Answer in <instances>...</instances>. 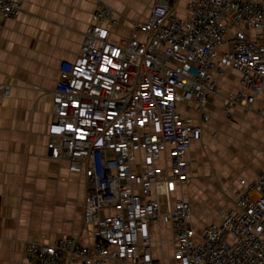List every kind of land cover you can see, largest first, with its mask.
Returning <instances> with one entry per match:
<instances>
[{"label":"built area","instance_id":"built-area-1","mask_svg":"<svg viewBox=\"0 0 264 264\" xmlns=\"http://www.w3.org/2000/svg\"><path fill=\"white\" fill-rule=\"evenodd\" d=\"M23 2L0 0V28ZM178 3L154 0L148 18L118 38L115 10H94L77 58L60 69L47 149L86 177L83 226H95L97 241L31 240L21 264H163L152 246L161 223L173 227L176 264H264V169L241 178L234 204L201 229L192 202L174 196L190 181L188 152L203 135L191 112L209 120L204 103L218 76L240 77L224 95L228 116L264 98V0H189L185 15ZM10 94L0 84V100ZM256 112L264 126V106Z\"/></svg>","mask_w":264,"mask_h":264},{"label":"crops","instance_id":"crops-1","mask_svg":"<svg viewBox=\"0 0 264 264\" xmlns=\"http://www.w3.org/2000/svg\"><path fill=\"white\" fill-rule=\"evenodd\" d=\"M188 2L179 0L178 15L186 14ZM99 3L110 5L122 22L113 28V35L128 36L130 22L146 20L154 0H24L21 14L0 28V84L11 91L0 100V264H21L31 240L54 242L77 236L90 247L97 241L95 226H83L86 177L70 171L67 160L48 156L47 131L60 69L77 58ZM218 84L216 94L204 103L209 120L202 122L195 108L191 112L202 123L203 135L188 152L190 181L174 194L193 201V224L198 229L218 220L220 211L234 204L241 178L253 179L264 169V127L256 112L264 106V98L253 111L238 106L228 116L224 95L240 88L239 74L229 70L218 76ZM231 174L236 176L234 196L228 199L225 189ZM208 192L220 203L214 215L203 214L200 226L199 208ZM111 212L102 210L103 215ZM156 229L153 253L164 264L163 248L171 250V257L175 249L174 239L167 243L165 235L174 236V230L167 223Z\"/></svg>","mask_w":264,"mask_h":264},{"label":"rangeland","instance_id":"rangeland-1","mask_svg":"<svg viewBox=\"0 0 264 264\" xmlns=\"http://www.w3.org/2000/svg\"><path fill=\"white\" fill-rule=\"evenodd\" d=\"M115 38H118L119 36L118 35H115L114 36ZM263 126V125H262ZM264 127V126H263ZM207 152V154L209 155L210 153H209V151H206ZM246 152V150L244 149V153ZM203 164H204V162H203ZM206 164H207V166L209 167L210 165H211V163L208 161V162H206ZM209 174V173H208ZM231 177H232V179H231V182H229L228 184V186L227 187H229L228 189H230V190H228V189H225V194L227 195V196H230V197H227L228 199L229 198H232V196H234V192H233V188H234V179H236V176L234 175V174H231L230 175ZM208 177V176H207ZM208 179H209V177H208ZM211 192H208V194H207V196H205L204 198H203V203H201L202 204V206H200V215H202V216H200V218L198 219V225H202V223L205 221V218L203 217V214H206L205 216L207 217L209 214L210 215H214V208H216L218 205H219V203H220V201L219 202H216L215 201V198L213 197V195H211L210 194ZM192 203H193V201H191ZM166 237H165V240H166V242L167 243H170L169 242V240H171V239H174V236L172 235V233H169V234H167V235H165ZM165 242V243H166ZM163 252H164V264H176L175 262H174V260L172 259V257H171V250H169V248H163Z\"/></svg>","mask_w":264,"mask_h":264}]
</instances>
